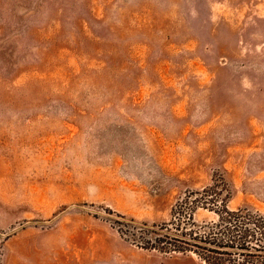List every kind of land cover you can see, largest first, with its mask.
<instances>
[{"label":"rangeland","instance_id":"obj_1","mask_svg":"<svg viewBox=\"0 0 264 264\" xmlns=\"http://www.w3.org/2000/svg\"><path fill=\"white\" fill-rule=\"evenodd\" d=\"M221 182L264 215V0H0V264H203L116 222Z\"/></svg>","mask_w":264,"mask_h":264},{"label":"trees","instance_id":"obj_2","mask_svg":"<svg viewBox=\"0 0 264 264\" xmlns=\"http://www.w3.org/2000/svg\"><path fill=\"white\" fill-rule=\"evenodd\" d=\"M227 194L226 185L216 183L187 194L169 223L139 224L119 216L117 230L131 245L167 256L193 255L203 264H264V215L229 210ZM200 209L214 213L217 220L197 222Z\"/></svg>","mask_w":264,"mask_h":264}]
</instances>
